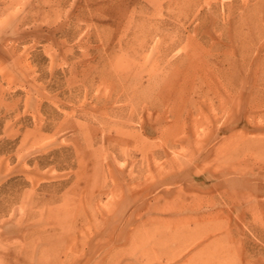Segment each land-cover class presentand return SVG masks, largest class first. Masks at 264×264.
Masks as SVG:
<instances>
[{"label": "rangeland", "instance_id": "1", "mask_svg": "<svg viewBox=\"0 0 264 264\" xmlns=\"http://www.w3.org/2000/svg\"><path fill=\"white\" fill-rule=\"evenodd\" d=\"M0 264H264V0H0Z\"/></svg>", "mask_w": 264, "mask_h": 264}]
</instances>
